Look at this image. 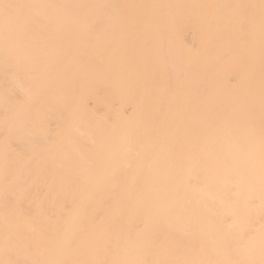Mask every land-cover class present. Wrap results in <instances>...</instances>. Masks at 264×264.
Returning <instances> with one entry per match:
<instances>
[{
    "label": "bare ground",
    "instance_id": "bare-ground-1",
    "mask_svg": "<svg viewBox=\"0 0 264 264\" xmlns=\"http://www.w3.org/2000/svg\"><path fill=\"white\" fill-rule=\"evenodd\" d=\"M0 264H264V0H0Z\"/></svg>",
    "mask_w": 264,
    "mask_h": 264
}]
</instances>
